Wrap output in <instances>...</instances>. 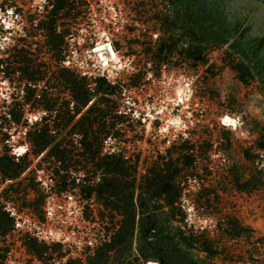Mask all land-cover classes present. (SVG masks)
Here are the masks:
<instances>
[{
	"label": "rangeland",
	"instance_id": "rangeland-1",
	"mask_svg": "<svg viewBox=\"0 0 264 264\" xmlns=\"http://www.w3.org/2000/svg\"><path fill=\"white\" fill-rule=\"evenodd\" d=\"M57 1L0 0L15 5L0 9V48L15 45L20 56L0 71V105L23 104L25 120L0 124V264H264V0ZM100 42L117 61L100 65ZM183 42L201 47L205 63L194 66ZM29 71L41 98L33 106L23 102ZM70 71L85 75L94 96L67 125L50 127L41 154L18 155L44 103L63 116L79 106ZM109 86L122 107L96 119L87 109L109 110ZM115 114L127 115L119 123ZM224 115L237 127L223 125ZM80 118L94 120L78 130ZM85 143L122 154L121 173L90 161ZM55 144L75 183L97 167L88 183L100 189L57 192L50 172L59 163L47 155ZM160 182L173 187L172 205L156 194Z\"/></svg>",
	"mask_w": 264,
	"mask_h": 264
},
{
	"label": "trees",
	"instance_id": "trees-1",
	"mask_svg": "<svg viewBox=\"0 0 264 264\" xmlns=\"http://www.w3.org/2000/svg\"><path fill=\"white\" fill-rule=\"evenodd\" d=\"M199 1V0H197ZM64 4V0H58L57 1V8L61 7ZM13 6L15 8V5L11 2V3H6V2H1L0 3V9L4 10L6 7H11ZM1 25H0V35L2 34V30H1ZM196 28V30H195ZM200 26L199 24H197L195 22V25L192 26V32L191 34H193V36H197L199 34L198 30ZM91 38V37H89ZM184 42L181 46V50L182 53L187 54V56L189 57V59L195 64L194 66H197V64H203L205 63V58L203 55V51L201 47H195V48H191V46L189 47H184ZM170 47H168L169 49ZM12 51V52H11ZM11 52V53H10ZM6 55L8 56L7 58H4L3 56ZM8 59H12V63L13 65L18 64L20 62V56H19V51L17 49V47L14 45L11 49H9L8 47H2L0 48V71L4 72L5 68H7V65H10L11 63L8 62ZM22 62L27 63L26 59H23ZM10 73L13 74L14 71H17L14 66H10ZM28 71V70H26ZM8 72V74H10ZM71 80L66 79L67 81V85L69 84L68 82H71V84L73 85L72 87V92H74V96L75 99L78 100L79 102V106L78 107H74L71 109V111H73L72 113L70 111H68V114H66V116L61 115L59 113H52V105L48 104V103H44V109L46 110L45 115H43L39 121L36 120V122L33 124V133L32 130H28L26 132L27 135V142L29 144V150H26L23 153V157H27L30 154L31 155H39L42 153V151L46 148V146H49V144L51 143V135H50V127L52 128H58V126H62V125H67L69 119H71L72 115H74V113H78L80 112L83 107H85L88 103V101L94 96V93L96 92V89H88L87 85V81L85 78V75L80 76L79 72H71ZM34 72H27V74L25 75L26 80L28 81V85L25 87V89H23L24 95H23V102L25 104H29L30 106H33L34 104H38V102H40L41 98L40 95L38 96L39 98H36L37 94L35 93V90L33 89L34 86L31 81H35L36 79L33 78ZM98 78H95V81H97ZM94 81V82H95ZM109 92H107V94L109 96H111V102L108 108L111 111H102V110H96L94 111V106H90L87 109V113H91L93 115H95V118L98 119L99 118H103L105 115H107L105 112H112L115 113L117 110H119V107L122 105H120V103L118 101H116L115 99H113L114 97L117 99H120V90L116 89L115 86H109L108 87ZM74 90V91H73ZM123 100V99H122ZM108 101V100H106ZM125 101V100H123ZM17 104L19 106V108H21L20 110H17L16 112L13 111L12 109H9L8 106L4 105H0V108H2L3 110H0V124H3L4 128H12V127H18L20 125H25V120L23 121V109H22V105L20 103H14V105ZM5 108V109H4ZM69 115V116H67ZM125 115H117L115 114V118H117V120H120L119 123H121L122 121H124L123 119H125L124 116ZM69 118V119H68ZM85 118H80V120L78 121V130H80V127L82 126H86L88 124L91 125V120L94 119H87L86 122H82L84 121ZM53 121V125H50V122ZM100 128L102 130H104L106 127L105 122H103L102 120H100ZM55 123V124H54ZM82 123V124H81ZM85 124V125H84ZM7 140V135L2 139V140ZM85 148L88 151L87 157L90 159V161L95 162V160L97 162H99V167L102 164V161H108L106 164L109 166V168H107V171L113 173V174H118L121 173L122 169H123V160H124V156L122 154H116V153H108V154H101L100 151H96V152H92V148L93 145L89 144V143H85ZM259 149L264 151V145H259ZM47 155H49L51 158L56 159L57 162L59 163L58 166H56V169H52L51 170V174L53 176H55L56 180V185H57V192H63L66 191L69 188H77L80 192H82L84 194V196L89 197L92 193H94L97 189H100L101 184L98 183L97 185H89L88 181H89V175L92 174H96V169L93 171H88V170H84V174H83V178L79 179L80 183H75L76 177H71L70 175L75 172V171H71V169L69 168V166L67 165V158H68V153L62 149L60 144H55L52 146L51 150L47 153ZM113 166V167H112ZM23 170V169H22ZM20 170V171H22ZM99 171L101 169H98ZM88 174V175H87ZM19 175V172H14V173H9L8 176L10 179L16 178ZM36 177L33 178V180H35ZM39 182H36V185ZM163 185H161V182L159 185L163 186L162 190L158 194V196L161 197H166L167 202L169 205H172L175 202V198L176 195L172 194V186L167 185L166 183H162ZM174 195V196H173ZM184 226H186V224H184ZM191 227V226H190ZM190 233L192 234L191 236L194 237V234H197L196 236L200 237L201 232L199 231H195V233H193V229L189 228ZM28 240H32L33 242H36V237L33 236H28ZM205 241H199L198 244L202 247V249L205 252H208V254L210 256L213 255L214 250L212 247V241L211 240H207L204 239ZM158 260L161 261V259L159 258Z\"/></svg>",
	"mask_w": 264,
	"mask_h": 264
},
{
	"label": "bare ground",
	"instance_id": "bare-ground-1",
	"mask_svg": "<svg viewBox=\"0 0 264 264\" xmlns=\"http://www.w3.org/2000/svg\"><path fill=\"white\" fill-rule=\"evenodd\" d=\"M94 52L96 53V57L99 60V63L101 66L105 67L107 66L110 62H114L118 60V55L115 53L113 50L111 43L107 42H100L97 46L94 48ZM184 90H187V87H178L176 89V94L177 98L179 101L183 100L184 95L182 93ZM221 123L226 126H230L232 128L237 127V121L233 119L232 117L228 115H224L221 117ZM18 155H21L24 153L23 148H18L15 151ZM146 264H156L155 262H148Z\"/></svg>",
	"mask_w": 264,
	"mask_h": 264
},
{
	"label": "water",
	"instance_id": "water-1",
	"mask_svg": "<svg viewBox=\"0 0 264 264\" xmlns=\"http://www.w3.org/2000/svg\"><path fill=\"white\" fill-rule=\"evenodd\" d=\"M152 236H153V234H152Z\"/></svg>",
	"mask_w": 264,
	"mask_h": 264
}]
</instances>
